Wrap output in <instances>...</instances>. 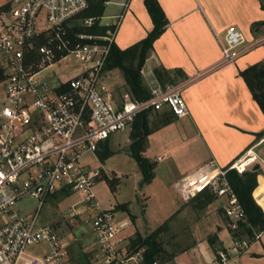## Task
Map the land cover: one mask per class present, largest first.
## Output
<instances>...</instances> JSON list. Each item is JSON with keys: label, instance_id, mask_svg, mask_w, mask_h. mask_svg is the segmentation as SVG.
<instances>
[{"label": "built area", "instance_id": "built-area-1", "mask_svg": "<svg viewBox=\"0 0 264 264\" xmlns=\"http://www.w3.org/2000/svg\"><path fill=\"white\" fill-rule=\"evenodd\" d=\"M88 6L87 0H0V64L5 71L0 101V264H71L56 231L38 225L46 200L63 190L78 198L70 216L89 217L97 250L91 264H140L142 259L143 250L127 255L128 242L123 243L131 237L124 236L130 224L100 206L94 186L101 170L84 164L82 158L95 156L99 143L130 129L143 112L166 110L175 118L187 116L183 90L188 82L150 84V97L145 100L117 94L104 77L128 6L122 4L119 13L99 19L78 18ZM94 25L107 30L102 35L74 30ZM218 42L223 65L263 46L264 36L247 42L239 30L229 27ZM67 62L80 65L74 77L44 78L48 70ZM255 158H240L226 170L211 163L203 174L214 172L204 187L223 199L231 230L246 216L225 174L228 170L243 173ZM194 183L188 177L180 185ZM26 199L38 202L30 213L17 209ZM248 245L233 241L238 254ZM32 246L46 250L32 255L28 252ZM228 261L226 252L218 251L206 264Z\"/></svg>", "mask_w": 264, "mask_h": 264}, {"label": "crops", "instance_id": "crops-1", "mask_svg": "<svg viewBox=\"0 0 264 264\" xmlns=\"http://www.w3.org/2000/svg\"><path fill=\"white\" fill-rule=\"evenodd\" d=\"M158 2L169 24L154 42L153 51L146 59L141 74L149 81V85L159 84L153 75L155 68L179 69L185 78H179L177 82H188L183 90L188 115L175 118L166 110L149 112L148 124L154 129L151 128L152 132L146 138L143 153L154 149L161 152L150 163V169L155 170L158 162L163 159H171L167 165L171 171L170 185L176 184L186 199L188 196L195 197L205 188L214 174L211 172L209 176L203 175L211 163L223 169L252 154L256 157L254 161L258 160L253 167L258 165L260 170L257 187L260 186L261 180H264V158L261 157L264 154V137L257 139L256 134L264 131V116L238 73L264 60V45L253 48L234 62L220 65L222 53L218 40L223 39L229 27L239 30L247 42L263 37L264 11L261 2L264 3V0ZM125 3L127 11L115 36V45L121 50L143 39L152 29L143 0H120L114 3L118 8L117 13ZM257 22L262 24L252 30V24ZM104 82L117 94H128L118 69L107 70ZM165 114L172 116L173 120L159 127ZM126 140L130 142L128 134ZM188 177L194 178L195 186L180 185ZM256 188L252 196L264 211V195L255 197ZM219 206L222 207L221 200L215 209ZM132 228L141 235L149 233L142 232L136 220L132 221L128 232ZM224 231L221 229L217 237L229 257L227 264H264V230L239 254L233 246L227 248L224 245L221 238ZM195 242L192 249L200 254L202 260L207 258V254L213 257L206 240ZM185 253L175 257L177 264H199L196 260L185 263Z\"/></svg>", "mask_w": 264, "mask_h": 264}, {"label": "rangeland", "instance_id": "rangeland-1", "mask_svg": "<svg viewBox=\"0 0 264 264\" xmlns=\"http://www.w3.org/2000/svg\"><path fill=\"white\" fill-rule=\"evenodd\" d=\"M118 1L120 0H109L105 7L104 16L118 12V8L114 4ZM135 1L133 0V2ZM79 71L80 65L78 63L67 62L48 70L44 78L50 80L57 78L60 81H66L74 77ZM142 78L145 87L149 89V81L143 74ZM3 97L4 92L2 83H0V101ZM130 131L131 128L109 136L108 146L112 154L103 160L91 155L82 158L84 164L98 167L101 170V177L94 186V192L100 206L103 209L111 210L117 219L126 220L130 226L132 221L136 220L141 231L145 233L152 232L171 218L168 230L162 234V242L167 252L177 253L176 257L186 252L185 263L196 260L199 264H206L212 259L213 257L207 254V258L202 260L200 254L193 251L192 247L196 243L195 240H207L210 236L217 235L221 229H225L221 234L224 245L227 248H232L233 239L229 233L231 230L229 227L230 220L218 208L215 209L219 200L224 204L223 199L216 198L211 206L204 210H198L196 201L193 200L194 196L184 199V195L177 185H170L171 171L167 165L170 164L171 159L170 161L163 159L158 162L155 170L150 169V163L156 159L157 155L161 154L157 149L149 150L146 154L143 153L144 150L142 152V157L146 159L149 165L146 172L152 176V180L147 182L144 171L131 154L130 142L126 140L127 134L129 139ZM250 157L253 155L244 156V159L247 160ZM261 157L264 158V154ZM254 162H258V160ZM254 162H250L248 168H252ZM261 182L260 184H264V180ZM77 200V195L72 192L68 195L58 194L56 197L48 198L39 212L38 225H48L56 231L69 252L71 263L91 264L94 263L97 250L89 217L85 213L77 217L70 216L71 206ZM37 205L36 200L26 199L17 204V209L24 213H30L35 210ZM80 210L82 209L80 208ZM133 232H135L133 228L129 232L127 230L124 236L129 237L128 234H130L133 237ZM243 240L247 241L246 238ZM127 242L128 240H124L123 245ZM43 250L46 248L39 249L34 246L28 248V252L32 255H39ZM212 254L214 256L216 252L212 251ZM175 263L176 258L170 264Z\"/></svg>", "mask_w": 264, "mask_h": 264}, {"label": "trees", "instance_id": "trees-1", "mask_svg": "<svg viewBox=\"0 0 264 264\" xmlns=\"http://www.w3.org/2000/svg\"><path fill=\"white\" fill-rule=\"evenodd\" d=\"M87 1L89 5L87 10L80 14L78 18L99 19L104 16L106 3L109 0ZM143 5L151 20L152 29L143 39L126 49L121 50L113 44L106 66L107 70L118 69L120 71L124 84L127 87L128 94L136 100H145L150 97L149 89H147L143 83L141 71L144 67L146 59L153 51L154 42L164 33L169 24L158 0H143ZM261 9L264 11L263 2H261ZM261 24L262 22L253 23L251 26L252 30H255V28ZM74 30L102 35L106 32L107 28L94 25L91 28L77 27ZM238 74L244 81L252 99L255 101L264 116V60L250 65L249 67L239 71ZM153 75L161 86H165L164 84L166 83L177 84L179 78H185L179 69L165 70L161 67L155 68L153 70ZM4 79L5 71L0 64V83H2ZM148 115L149 112H143L137 116L131 126L129 139L131 154H133L137 163L144 171L146 181L150 182L152 180V176L146 172L149 165L147 164L146 159L142 157L146 138L152 132L148 124ZM172 120V116L165 114V116L160 120V124L167 125ZM263 137L264 131L256 134L257 139H261ZM110 154H112V151L109 149L108 139L99 143L95 156L98 159L103 160ZM227 167L223 169L226 170ZM259 174V168L253 170V167L247 168L241 174H238L235 170H228L225 174L228 185L236 195L246 216L244 222H238L235 230L229 231L233 241H243V239L246 238L250 243L254 241L256 234H260L264 230V211L256 203L252 196L254 189L258 185L257 176ZM58 194L68 195L70 192L68 190H63L58 192ZM58 194H55L53 197H56ZM215 199L216 197L214 193L208 187H205L195 197H193V200L196 201V208L198 210H204L206 207L210 206ZM218 210L224 213L222 207L219 206ZM170 219L171 218L146 235L134 232L133 237L128 239L127 255L130 256L139 250H143L140 264L172 263L177 253L167 252L162 242V234L168 230ZM206 241L213 252H225V249L222 247L216 234L210 236Z\"/></svg>", "mask_w": 264, "mask_h": 264}, {"label": "bare ground", "instance_id": "bare-ground-1", "mask_svg": "<svg viewBox=\"0 0 264 264\" xmlns=\"http://www.w3.org/2000/svg\"><path fill=\"white\" fill-rule=\"evenodd\" d=\"M209 176V174H208ZM255 197L259 198L260 196L264 195V184L258 186L254 192ZM262 206L264 207V200L262 202Z\"/></svg>", "mask_w": 264, "mask_h": 264}, {"label": "water", "instance_id": "water-1", "mask_svg": "<svg viewBox=\"0 0 264 264\" xmlns=\"http://www.w3.org/2000/svg\"><path fill=\"white\" fill-rule=\"evenodd\" d=\"M258 168V165H255L254 167H253V170H256Z\"/></svg>", "mask_w": 264, "mask_h": 264}]
</instances>
